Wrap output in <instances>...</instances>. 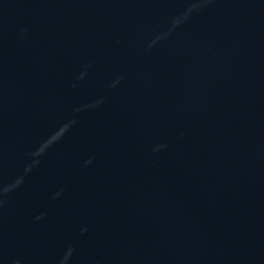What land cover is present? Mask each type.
<instances>
[{
    "label": "water",
    "instance_id": "95a60500",
    "mask_svg": "<svg viewBox=\"0 0 264 264\" xmlns=\"http://www.w3.org/2000/svg\"><path fill=\"white\" fill-rule=\"evenodd\" d=\"M0 264H264V0H0Z\"/></svg>",
    "mask_w": 264,
    "mask_h": 264
}]
</instances>
